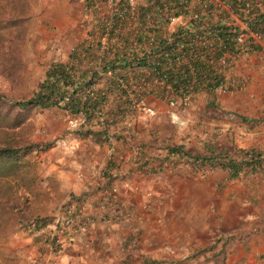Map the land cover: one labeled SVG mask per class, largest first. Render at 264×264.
<instances>
[{"label":"trees","instance_id":"16d2710c","mask_svg":"<svg viewBox=\"0 0 264 264\" xmlns=\"http://www.w3.org/2000/svg\"><path fill=\"white\" fill-rule=\"evenodd\" d=\"M98 1L84 0L85 8L92 9V16L82 20L86 36L71 46L65 58L50 60L43 77L27 93L15 86L29 78L21 54L25 22L32 16L29 0H0V182L23 178L17 175V166L26 162V154L53 145L52 138L29 136L33 109L57 108L80 116L71 135L95 140L135 135L128 120L144 111L149 96L181 107L199 93L209 96L244 83L242 76H230L232 67L243 53L259 52L260 43L251 35L237 40L243 31L238 20L246 24L245 31L264 36V0H111L105 9L108 1ZM178 15L182 19L170 24ZM208 104H214L211 97ZM221 137L217 132L208 135L203 152L167 143L165 155L154 158L159 166L182 159L194 167L219 165L230 176L264 171V146L240 148L232 141L224 145ZM113 163L108 161L106 167ZM106 184L96 190L109 188ZM84 198L76 196L61 204L57 221L55 215H36L34 230L49 221L59 230L67 217L74 227L85 225L98 211L106 214L115 204L100 192L89 207L79 210ZM56 234L49 237L43 231L36 239L52 244Z\"/></svg>","mask_w":264,"mask_h":264},{"label":"crops","instance_id":"0c3cea01","mask_svg":"<svg viewBox=\"0 0 264 264\" xmlns=\"http://www.w3.org/2000/svg\"><path fill=\"white\" fill-rule=\"evenodd\" d=\"M38 1L42 8L48 0ZM80 1L82 20L89 19L92 9ZM71 37L55 36L51 45L61 50ZM259 62L242 63L245 69L237 72L247 86L240 89L202 92L181 107L149 96L146 104L154 113L144 110L128 120L135 135L95 140L69 134L73 143L64 153L57 150L59 143L52 146L54 161L46 175L56 196L40 215L57 216L60 205L76 196L93 202L105 183L116 187L109 194L115 204L90 217L84 229L56 230L53 221L32 228V234L57 233L50 245L35 241L33 259L42 264H264V171L230 176L219 165L194 167L182 159L159 166L154 158L165 155L167 143L203 152L214 132L224 145L264 146V65ZM110 160L114 163L106 167ZM107 214L111 219L102 218Z\"/></svg>","mask_w":264,"mask_h":264},{"label":"rangeland","instance_id":"374dc122","mask_svg":"<svg viewBox=\"0 0 264 264\" xmlns=\"http://www.w3.org/2000/svg\"><path fill=\"white\" fill-rule=\"evenodd\" d=\"M29 7L32 16L25 22L27 29L21 51L22 58L26 62L24 71L29 78L24 79L22 85L15 86L16 90L27 93L35 88L43 77L47 63L55 58H65L75 39L79 38L84 30L87 31L82 24L85 12L80 0H48L42 8L38 0H29ZM105 7L107 5L104 9ZM68 34L72 37L60 47L61 50L52 47L51 42L55 36ZM253 58L260 60L259 63L264 65L260 52L245 53L236 59L230 76H241L237 71L241 72L245 69L242 63ZM243 81L244 83L240 82L237 89L242 85L247 86L245 78ZM32 111L29 119L32 120L33 126L29 136L33 139L52 138V146L59 143L57 150L64 153L73 143L67 135L76 125L72 121L78 122L75 120V115H67L57 108L42 110L35 108ZM141 112H138L134 119ZM50 148L34 150L26 154L24 157L26 162L17 166V175L24 176L23 178L17 177L10 182H0V264L27 262L42 264L33 259V245L42 238L36 239L39 233L32 234L34 227L32 219L40 215L44 204L49 201L53 204L55 201L56 194L53 193V197L50 194L48 189L50 183L46 175L49 172V165L54 161L51 158L54 153H50ZM12 203L16 205L13 206Z\"/></svg>","mask_w":264,"mask_h":264},{"label":"built area","instance_id":"2783aa9c","mask_svg":"<svg viewBox=\"0 0 264 264\" xmlns=\"http://www.w3.org/2000/svg\"><path fill=\"white\" fill-rule=\"evenodd\" d=\"M107 7H111V0H107ZM130 2H134V0H129ZM120 14L121 11H120ZM182 19V16L178 15V16H172L171 17V23L170 24H175L177 22H179L180 20ZM238 23L240 24L241 28L243 29V31H241L238 36H237V40L239 42H243L245 40L246 37H248V35H251L254 39H256L259 43H260V53L263 57V60H264V36L258 32H247L245 31V29H247V26L245 23L241 22L240 20H238ZM245 54V53H243ZM221 90V89H219ZM141 103H143V101L141 100ZM144 104V103H143ZM143 109L146 111V112H150V113H154V109L147 105V104H144L143 106ZM73 124H76V122L73 120L72 121ZM167 165H172V164H167ZM116 192V187H112V188H105L102 190V194L103 195H109L110 193H114ZM89 200L85 201L82 203V205L80 206L79 210H85L87 207H89L91 205V202L92 200L90 198H88ZM75 204H73V206L70 207V209H75ZM70 211V210H69ZM59 213V212H58ZM58 217H59V214L56 216V221L58 220ZM72 222H73V219L70 218V217H67L65 219H63V222H62V226L61 228H59V230H62V229H67V230H77V229H84L85 225L84 224H81V225H78L76 227H74L72 225ZM60 245H63V242H60Z\"/></svg>","mask_w":264,"mask_h":264}]
</instances>
